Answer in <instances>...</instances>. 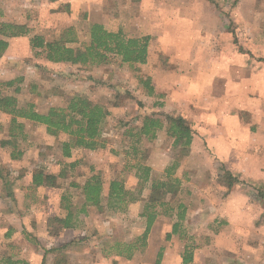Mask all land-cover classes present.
<instances>
[{"label":"rangeland","instance_id":"1","mask_svg":"<svg viewBox=\"0 0 264 264\" xmlns=\"http://www.w3.org/2000/svg\"><path fill=\"white\" fill-rule=\"evenodd\" d=\"M214 1L227 8L222 12V19L231 21L230 28L234 37L240 38L242 47L249 53L255 52L251 41L262 38L264 15L262 17L260 12L264 11V0ZM152 3L156 8L151 9ZM160 5L168 10V1L163 3L162 0H0V20L25 23L32 29L29 35L12 39L11 50L0 57L1 80L22 78V91L15 94L19 104L33 102L37 110L46 112L52 106L66 105L74 95H82L106 105L111 111L103 132L106 147L97 150L75 148L71 157L63 155L65 134L52 135L45 125L24 119H19L25 124L23 133L18 129L11 133V116L0 112V256L12 254L27 258L31 264H53L56 252L50 249L56 246L62 247L64 254L65 260L61 264H96L102 257L111 259L106 264H182V253L190 237L208 247L210 236L206 230L194 233L202 227L194 229L192 215L182 223L181 232L188 236L187 239L180 233L167 239L175 219L160 215L149 234V246L145 252H138L128 260L104 253L110 250L115 240H133L146 225L142 214L146 211L151 181L144 184L131 168V157L126 154L129 148L126 133L129 128L139 126L144 115L164 118L170 108L165 105L166 92L160 82L168 78V71L180 73L183 63L167 54L168 42H154L152 37L154 58L152 65L147 67L124 63L113 57L110 62L91 68L68 62L49 65L42 49H34L30 44V38L35 34L53 40L72 26L78 39L68 44L83 48L90 41V26L96 22L113 31L123 27L129 36L151 35L145 27L149 16L162 19V14L168 13L162 11ZM170 43L179 56L189 57L187 62L194 70L201 67L204 73L209 69L210 60L205 58L204 44ZM161 67L165 72L152 84L148 72ZM227 74L235 75V72L226 70L225 76ZM146 77H151L153 94L148 93L149 88L141 80ZM13 90L8 92L12 94ZM142 149L140 156L152 167L153 180L164 179L166 167L179 155V148L173 145L165 130L159 131L153 141L145 139ZM192 158H183V169L180 165L176 170L178 175L175 173V176L181 178L185 187L173 198L174 204L187 202L191 211L193 200H198L191 186L186 185L192 184L188 179L189 171L195 166ZM41 171L47 177L55 175L56 185L35 186L33 175ZM93 174L102 176L105 198L110 180L123 178L133 192L138 194L142 190L140 199L130 203L126 212L114 211L107 206L100 211L91 205L89 214L79 216L75 228L62 227L57 217L66 215L63 196L71 197L70 200L78 206L83 197L72 184H83ZM22 244H26L23 249ZM214 251L208 248L198 250L197 258L205 261L204 264H212L214 259L223 257Z\"/></svg>","mask_w":264,"mask_h":264},{"label":"crops","instance_id":"2","mask_svg":"<svg viewBox=\"0 0 264 264\" xmlns=\"http://www.w3.org/2000/svg\"><path fill=\"white\" fill-rule=\"evenodd\" d=\"M166 1L168 10L164 5L160 8L168 13L162 19L148 15L145 27L154 42H168L167 54L183 63L180 73L168 71L160 85L166 92L165 105L170 107L166 112L184 116L194 130L187 156L193 157L195 166L188 173L192 184L186 185L198 200H193L192 211L187 205L186 219L192 215L194 229L202 227L194 233L206 230L210 243L206 247L196 241L192 264H204L197 251L207 248L223 254L212 264H264V85H259L264 82V25L262 38L251 41L255 52L249 53L240 38L234 37L231 21L222 19L227 8L217 1L162 0ZM260 14L263 17L264 11ZM16 38H10L3 56ZM170 41L204 44L209 69L194 70L189 57L179 56ZM154 42H150L146 67L152 65ZM226 70L235 75L225 76ZM164 72L162 67L150 70L152 84ZM184 163L183 159L180 165ZM109 260L102 257L96 264Z\"/></svg>","mask_w":264,"mask_h":264},{"label":"trees","instance_id":"3","mask_svg":"<svg viewBox=\"0 0 264 264\" xmlns=\"http://www.w3.org/2000/svg\"><path fill=\"white\" fill-rule=\"evenodd\" d=\"M211 1L214 2V0ZM0 16H2L1 12ZM31 31L32 29L25 23L0 20V35H2L0 57L7 51L10 38L27 36ZM77 39L75 28L71 26L53 40H47L42 34H35L31 36L30 44L34 49H42L46 59L54 63L68 62L84 66V68H91L95 65L106 64L116 57L124 63L140 65L148 62L152 36L149 34L139 37L129 36L123 27L113 31L106 28L104 24L96 22L90 26L88 44L83 48H76L68 44ZM141 80L149 88L148 93L153 94L151 77ZM20 81L22 78L0 79V112L11 116V133L14 129L23 133L25 124L19 119H24L45 125L47 132L52 135L65 134L67 139L63 141L62 145L63 155L66 157H71L75 148L97 150L106 147L103 132L111 114L106 105L95 102L87 96L74 95L66 105L52 106L48 111L40 112L33 102L19 104V99L15 94L22 91ZM10 89H14V93H9ZM161 130H165L172 139L173 145L179 148V155L166 167L164 179L153 180L151 177L152 167L143 161L140 154L143 153L142 147L145 139L155 140ZM126 134L129 140L126 154L131 157V168L135 169V175L144 184L151 181L146 211L142 214L146 218V225L143 232L133 240H115L110 246V250L104 251V253L106 256L114 254L131 259L136 253L145 252L147 249L149 234L160 215L175 219L172 231L167 234V239L178 233L182 238L187 239L188 237L181 232L182 223L187 217L188 206L183 201L174 204L173 198L183 189L182 181L175 176V173L181 160L189 154L194 130L182 115L166 113L164 118H161L147 114L143 116L139 126L129 128ZM226 174L229 173L226 172ZM55 181V175L51 174L47 177L42 171L35 173L32 179L35 186H55ZM72 185L80 190L83 201L77 206L70 200L71 197L63 196V208L66 210V215L57 217V220L64 228H75L76 222L80 219L79 216L89 214L88 208L91 205L96 206L100 211H104L107 206L114 211L126 212L129 204L138 201L142 193V190L138 191V194L133 192L126 186L123 178H112L109 183L108 196L105 198L103 179L100 174L91 175L83 184L73 183ZM196 245V241L190 237L182 253V264H192ZM50 250L56 252L53 264H61L65 260L62 247L55 246ZM0 264H29V261L26 258L10 254L1 255Z\"/></svg>","mask_w":264,"mask_h":264}]
</instances>
